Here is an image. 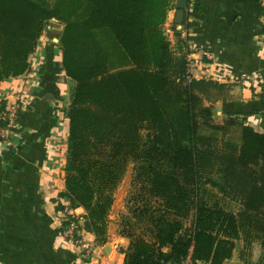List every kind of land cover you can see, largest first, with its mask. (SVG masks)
<instances>
[{"label":"trees","instance_id":"16d2710c","mask_svg":"<svg viewBox=\"0 0 264 264\" xmlns=\"http://www.w3.org/2000/svg\"><path fill=\"white\" fill-rule=\"evenodd\" d=\"M169 5L57 0L48 9L35 0H0V85L28 70L45 22L64 21L62 63L76 85L66 108L61 196L85 208L84 227L99 236L114 189L135 162L144 197L133 209L138 221L121 231L130 239L124 264H184L189 256L192 264H222L241 234L264 248V132L235 117L214 121L201 100V87L213 82L189 80L186 53L177 57L165 36ZM226 127L237 128L238 138L223 139L216 151L214 130ZM207 170L215 175L205 178ZM203 184L238 197V210L204 200Z\"/></svg>","mask_w":264,"mask_h":264},{"label":"crops","instance_id":"0c3cea01","mask_svg":"<svg viewBox=\"0 0 264 264\" xmlns=\"http://www.w3.org/2000/svg\"><path fill=\"white\" fill-rule=\"evenodd\" d=\"M172 1L164 29L174 45L186 41L195 47L194 78L219 88L202 92L215 122L241 116L264 132V0H188L182 23L176 20L178 0ZM50 46H43L47 76L39 92L25 82L26 73L0 85L6 101L18 93L31 100L21 113L14 146L0 147V264H124L130 239L116 228L113 241L99 243L90 258L62 236L58 201L66 188L70 101L65 78L70 77L60 49ZM227 83L231 90H224ZM253 247L264 264L262 244Z\"/></svg>","mask_w":264,"mask_h":264},{"label":"rangeland","instance_id":"374dc122","mask_svg":"<svg viewBox=\"0 0 264 264\" xmlns=\"http://www.w3.org/2000/svg\"><path fill=\"white\" fill-rule=\"evenodd\" d=\"M37 2H39L40 4H42L44 7L48 8V9H52L56 3L57 0H35ZM174 3L172 0H170V5L167 9V16L169 14V11H172L174 9ZM167 19V17H166ZM61 22V26L64 29L65 23L64 21H61L60 18L58 17H53L50 20L45 22L44 28H43V38L40 37L37 43V47H39V52H41L42 50H44V47L46 44L50 45L53 44L55 41L54 39H56L57 37L54 34V31L56 30V23H60ZM166 22V20H165ZM165 27V23L163 25V30L165 33V36L168 38V40L170 41L171 44V48L173 50V52L175 53V55L177 57H184L185 52H186V46L187 43L186 41L181 43V44H177L174 45L173 41L170 40V32L166 29H164ZM63 31V30H62ZM59 42L54 44L57 49H60V40L61 38H58ZM57 41V40H56ZM184 47V48H183ZM46 48V46H45ZM61 51V50H60ZM40 59H42L41 57H39ZM41 61V60H40ZM112 61L114 62L115 60L112 58ZM38 64V63H37ZM191 73V72H190ZM195 70H193V74L191 73V75H194ZM194 77V76H193ZM67 80V90L66 93L69 95V101H71V97H72V93L74 90V87L76 85L75 81L70 78L67 79V77L65 78ZM226 85L225 89L226 90L228 88V90L232 89V86L230 83L227 84H223ZM228 85V86H227ZM214 92H217L218 89L216 87H205L202 86L201 90H206L209 91L211 90ZM202 103H204L205 105H207L205 103V100L202 98ZM211 107V106H210ZM213 112V111H212ZM231 116L228 117V119H230ZM237 122H242L243 119L241 116H237L235 117ZM233 119V118H232ZM215 121V120H214ZM217 123H223L222 121H219ZM226 127L225 129H221L218 131L214 130V133L217 134L218 136V141L220 140L221 142L216 143L215 142V146L213 149L218 151L220 149L223 148V139H227L229 138H238L239 135V130L237 131V128H228ZM203 129V128H202ZM205 130V128H204ZM203 131V130H202ZM209 131V130H207ZM137 166V164L135 162H130L125 170V172L122 173V176L120 177L115 189H114V202H113V206L108 214V218H107V222L104 226V231L99 233V236H96V239L100 242V244H105V245H109V241H113V239H111L110 237H112V235L116 232L114 229L116 228L118 230V233L125 228V224L128 223L129 221L132 222H136L138 221V218L135 216V213L133 212V209L138 206V203H143V197L140 194V190L143 192L144 190H142L141 186H142V181L140 180V178L138 177V172H136L135 167ZM214 171H209L207 170L205 173V178H207L208 176L215 175ZM202 197L204 198V200H207L208 202L215 204V203H219L220 205H222L223 207H225L226 209L229 210H234L237 211L239 206H240V199L237 197L235 198V196L231 195V194H225L222 193L220 190H218L217 188L213 187L210 184H203L202 185ZM118 194V195H117ZM117 195V196H116ZM118 197V200L115 204V200ZM149 197H145V199H148ZM162 200L161 199H154L155 204L160 203ZM113 210V214L114 217L111 219L110 215L112 214ZM86 218V216H85ZM87 219V218H86ZM113 224H112V223ZM112 224V227H110ZM136 225V224H133ZM92 233V232H91ZM259 240L252 236H246L244 234H241L240 237H238L235 240V248L232 251V254L229 258H227L222 264H260L263 255H260V251L259 248L258 249H254L253 245L255 243H257ZM260 242V241H259ZM261 243V242H260ZM109 251V250H108ZM264 253V250H263ZM197 264H210L207 262H203V261H199Z\"/></svg>","mask_w":264,"mask_h":264},{"label":"built area","instance_id":"2783aa9c","mask_svg":"<svg viewBox=\"0 0 264 264\" xmlns=\"http://www.w3.org/2000/svg\"><path fill=\"white\" fill-rule=\"evenodd\" d=\"M56 25L57 27L54 31V34L57 38L54 39L55 42L53 44L59 42V33L63 30L61 22L56 23ZM41 37L43 38V35ZM38 49L39 47L35 49L29 58L30 67L25 72L26 76L24 78L25 82L33 87V90L36 93L41 90L43 85L42 66L46 62L45 51L42 50L39 52ZM194 51L195 47L187 43L185 53L187 58V75L189 80L193 78L191 73L193 74V70L196 68V61L193 57ZM205 55H207L209 58L213 57V54L208 51L205 52ZM18 94V98L11 102L3 99L0 94V147L14 146L16 139L15 130L18 127L21 113L24 107L29 105L31 102V100L23 96L24 94ZM58 204L62 205V209H60V220L63 238L78 246L81 250L80 252L83 258H90L94 249L99 244V241L96 238L91 239L89 237V233L91 232L86 230L84 227V222L86 221V212H80L79 208H81V206L73 207L69 200L62 196L59 198ZM184 264H192L191 256L187 257V259L184 261Z\"/></svg>","mask_w":264,"mask_h":264},{"label":"water","instance_id":"95a60500","mask_svg":"<svg viewBox=\"0 0 264 264\" xmlns=\"http://www.w3.org/2000/svg\"><path fill=\"white\" fill-rule=\"evenodd\" d=\"M187 4H188V0H178L179 11H178L176 20L179 23H182V21H183V17L185 15L184 9L186 8ZM175 264H179V263H175Z\"/></svg>","mask_w":264,"mask_h":264},{"label":"bare ground","instance_id":"6f19581e","mask_svg":"<svg viewBox=\"0 0 264 264\" xmlns=\"http://www.w3.org/2000/svg\"><path fill=\"white\" fill-rule=\"evenodd\" d=\"M112 250V249H111Z\"/></svg>","mask_w":264,"mask_h":264}]
</instances>
